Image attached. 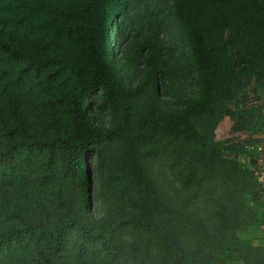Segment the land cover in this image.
I'll return each mask as SVG.
<instances>
[{"label":"rangeland","instance_id":"1","mask_svg":"<svg viewBox=\"0 0 264 264\" xmlns=\"http://www.w3.org/2000/svg\"><path fill=\"white\" fill-rule=\"evenodd\" d=\"M119 16L121 20L123 13ZM233 32L212 25L205 34L211 52L224 50L233 57L229 70L237 74L230 89L223 91L224 117L212 132L217 151L208 153L207 166L195 168L197 179L204 174L212 182L211 192L197 197V182L187 184L163 166L162 153L174 154V118L183 117L169 104L172 98L161 95L164 89H157L158 47L176 41L174 31L145 32L139 39L142 55L136 57L140 63L135 66L129 62L135 58L130 49L134 31L110 21L100 39L117 81L83 103L88 115L110 132L89 160V202L85 186L59 177L55 153L36 154L23 148L13 160L19 163L16 170L7 169L0 176V222L16 208L28 219L53 226L57 234L68 226L64 264H187L192 254L195 264H264L260 260L264 254V80L251 73ZM47 43L43 56L58 55ZM61 65L54 63L52 69ZM40 79L35 88L42 92L38 102L30 94L13 91L9 97L2 95L0 108L22 114L34 137L51 142L69 131L67 108L59 102L66 88L52 84L48 89L46 74ZM218 159L225 163L219 164ZM6 164V160L0 163V172ZM137 165L150 186L141 192L135 185ZM112 183L115 190L129 187L127 196L110 191ZM76 211L95 220L109 218L119 256L111 260V232L98 239L75 220ZM233 250L240 253L227 257Z\"/></svg>","mask_w":264,"mask_h":264},{"label":"trees","instance_id":"2","mask_svg":"<svg viewBox=\"0 0 264 264\" xmlns=\"http://www.w3.org/2000/svg\"><path fill=\"white\" fill-rule=\"evenodd\" d=\"M110 21L134 31L132 65L140 63L136 57L142 55L144 46L139 39L145 32L174 31L177 42L165 41L158 47L161 76L157 77V89H164L161 95L171 97L169 104L183 117L174 118V154L172 157L166 150L162 153L163 166L173 171L174 177H184L187 184L197 182V197L211 192L212 182L204 174L197 179L195 168L202 169L209 161L208 153L217 151L212 132L224 117L227 98L223 91L230 89L237 74L229 70L234 62L231 55L224 50L211 52L206 30L212 25L233 28L251 73L256 80H264V0H0V98L16 91L30 94L33 102H38L42 92L35 88L46 74L48 89L52 84L66 88L59 102L67 108L69 123L67 133L51 142L43 141L31 134L22 114L16 116L15 111L6 112L1 107L0 163L6 160L9 166H3L6 168L0 176L7 169L16 170L19 163L13 160L19 149L55 153L59 177L85 186L89 202V160L109 139L110 132L88 115L83 103L97 92L108 91L117 81L103 56L100 39ZM45 41L58 55L43 56ZM54 63L62 65L52 69ZM222 66L224 70H217ZM164 79H173L174 84H165ZM214 152L211 157L215 160ZM216 162L225 163L219 159ZM135 172L140 192L150 188L141 165ZM110 191L127 196L129 187L115 190L112 183ZM10 211L8 219L0 222V264H64L68 226L57 234L53 226L28 219L19 209ZM74 214L75 220L88 226L98 239L107 238L111 232V260L119 256L109 218L95 220L80 211ZM239 253L233 250L227 257ZM260 260L264 261V254ZM187 264H195V254L187 258Z\"/></svg>","mask_w":264,"mask_h":264}]
</instances>
